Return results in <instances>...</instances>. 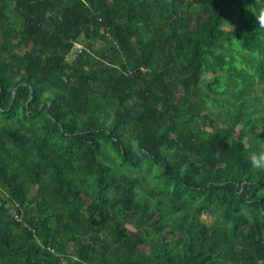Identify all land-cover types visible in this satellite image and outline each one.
<instances>
[{
	"label": "trees",
	"instance_id": "1",
	"mask_svg": "<svg viewBox=\"0 0 264 264\" xmlns=\"http://www.w3.org/2000/svg\"><path fill=\"white\" fill-rule=\"evenodd\" d=\"M262 18L0 0V264H264Z\"/></svg>",
	"mask_w": 264,
	"mask_h": 264
},
{
	"label": "clouds",
	"instance_id": "2",
	"mask_svg": "<svg viewBox=\"0 0 264 264\" xmlns=\"http://www.w3.org/2000/svg\"><path fill=\"white\" fill-rule=\"evenodd\" d=\"M260 26L264 27V18L261 19ZM249 158L254 168L264 169V151L253 152Z\"/></svg>",
	"mask_w": 264,
	"mask_h": 264
},
{
	"label": "rangeland",
	"instance_id": "3",
	"mask_svg": "<svg viewBox=\"0 0 264 264\" xmlns=\"http://www.w3.org/2000/svg\"><path fill=\"white\" fill-rule=\"evenodd\" d=\"M97 44L99 45V43H97ZM68 58H69V59H70V58H74V52H72V53L69 55ZM208 78H210V77L207 76V79H208ZM257 91H258V93H259L261 96L264 97V82L261 83V85L258 87ZM141 175L144 176V173H141ZM143 183H144V185H145V184H146V181L143 180ZM128 226L131 227V228H133L132 225H128ZM72 246H73V244H71L70 249H72Z\"/></svg>",
	"mask_w": 264,
	"mask_h": 264
},
{
	"label": "built area",
	"instance_id": "4",
	"mask_svg": "<svg viewBox=\"0 0 264 264\" xmlns=\"http://www.w3.org/2000/svg\"><path fill=\"white\" fill-rule=\"evenodd\" d=\"M83 44L81 42H76L74 45V57L77 55V52H80L83 48Z\"/></svg>",
	"mask_w": 264,
	"mask_h": 264
}]
</instances>
